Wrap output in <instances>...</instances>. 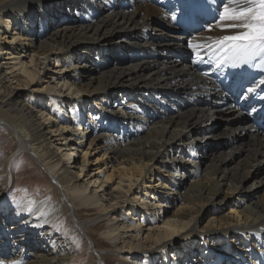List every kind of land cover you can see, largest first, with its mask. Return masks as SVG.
<instances>
[{
  "label": "bare ground",
  "instance_id": "1",
  "mask_svg": "<svg viewBox=\"0 0 264 264\" xmlns=\"http://www.w3.org/2000/svg\"><path fill=\"white\" fill-rule=\"evenodd\" d=\"M221 4L0 0V60L13 61L0 63V264H72L86 245L77 240L83 235L93 264H155L159 255L164 264L168 252L184 248L195 252L184 264H264V86L247 92L264 74L192 64L186 47L190 38L224 34L206 30ZM36 19L45 27L38 36L31 33ZM198 25L204 30L189 35ZM110 49L120 51L118 59ZM126 49L129 62L121 57ZM53 59L67 71L55 83L46 75ZM64 106L71 118L62 116ZM217 116L225 122L219 130L212 125ZM56 135L62 144L52 141ZM85 137L98 153L93 175L88 148L81 163L69 155L72 141L79 148ZM19 156L30 163L15 175ZM108 163L110 171L102 169ZM30 166L47 172L39 192H16ZM153 177L161 191L134 192L154 188L145 182ZM11 197L33 201V212H20ZM226 203L231 207L219 214ZM159 204L176 207L170 215L162 209L157 222ZM138 209L151 220L148 227L133 221ZM166 222L184 231L173 235L160 227Z\"/></svg>",
  "mask_w": 264,
  "mask_h": 264
},
{
  "label": "snow or ice",
  "instance_id": "2",
  "mask_svg": "<svg viewBox=\"0 0 264 264\" xmlns=\"http://www.w3.org/2000/svg\"><path fill=\"white\" fill-rule=\"evenodd\" d=\"M215 11L214 21L206 30L212 31L215 28L224 34L200 39L190 38L186 47L191 56V63L207 62L209 66L218 70L247 67L264 74V0H222L221 6ZM171 19L175 20L176 15L173 14ZM20 39V36H16L9 42L14 44ZM203 75L207 76L208 73L205 72ZM260 86H264V75L258 79L255 87H248L247 92L252 94ZM261 98L264 99V97ZM69 155H75V153ZM88 155V152L84 153L85 158ZM83 174L84 168H81V175ZM105 181L111 182L108 177H105ZM95 183L100 182L95 181ZM12 203L20 212L31 214L34 210V202L31 200L25 203L20 199L12 198ZM160 227L167 228L173 235L184 231V228H174L171 222H166ZM12 264L17 262L13 261Z\"/></svg>",
  "mask_w": 264,
  "mask_h": 264
},
{
  "label": "rangeland",
  "instance_id": "3",
  "mask_svg": "<svg viewBox=\"0 0 264 264\" xmlns=\"http://www.w3.org/2000/svg\"><path fill=\"white\" fill-rule=\"evenodd\" d=\"M74 4V3H73ZM72 4V5H73ZM65 8H66V4H64V6L62 5V7H61V9H63V10H65ZM75 7H70L69 9H68V11H70L71 9L73 10ZM44 26H42V28H40V26H39V22L37 21V19L35 20V22H34V24L32 25V28H31V33L32 34H34V35H36V36H38V34H40V32L41 31H43L44 30ZM204 30V28L201 26V25H198V26H194V27H190L189 28V35H193V33H199V32H201V31H203ZM3 32V31H2ZM5 36H7L5 33H2V37H5ZM8 40H10V39H8ZM7 40V41H8ZM10 51V50H9ZM109 53H108V56H110V58L112 59H118V55H119V53H120V51H115V50H112V49H110L109 51H108ZM119 52V53H118ZM130 52V53H129ZM6 56V57H5ZM130 56H132V52L129 50V49H126V51H124V52H122V58H123V61L124 62H129L130 60H131V58L132 57H130ZM11 58V55H2V57L1 58H5V59H1L0 60V63L2 64V63H9V62H13L12 60H10V59H8V58ZM189 60L191 61V57L189 58ZM60 63V64H59ZM12 64V63H11ZM61 64H63V61L61 62H56V59H53L52 61H51V64H50V68L51 69H49L48 70V74H46L47 76H49V77H53V79H51V81L52 82H57V80H58V78H59V76L60 75H63V74H67V71L65 72V73H63L64 72V68H61ZM57 66V67H56ZM50 72V73H49ZM52 72V73H51ZM53 72H55V73H53ZM61 86V84H59V82H58V85H57V87L59 88L60 86ZM33 87V86H32ZM64 89V87H62V90ZM64 94H69V91H67V90H65L64 91ZM240 98H246V96L244 95V93H239V95H238ZM36 99L37 98H35L34 97V99H33V103L34 104H38V105H42V106H45V108H46V110L47 109H51L50 111H52L53 110V108L54 107H49L48 106V102H46V101H44V99H42L41 101H36ZM41 107V106H40ZM54 110H56V108L54 109ZM71 112H72V109H70V107H68V106H64V108H63V110L61 109V114H62V116H64L65 118L66 117H72L73 115L71 114ZM221 114H223V115H225L226 113H223V112H221ZM72 121H73V118H72ZM225 122H224V119H223V117L220 119V116H217L216 117V119H215V121L213 122V126L217 129V130H219V129H221V128H223L222 127V125L224 124ZM83 126V123H81L80 124V126L78 127V129H79V131H82V127ZM67 134H69V132L67 133ZM91 134H92V132H90V131H88V133H87V137L89 138V137H91ZM57 136V135H56ZM1 137H4V135L3 134H1L0 133V138ZM59 137L57 136V137H53L52 138V141H54V143H55V145H59V144H62L63 142L62 141H59V139H58ZM238 138H233L232 140H237ZM56 140V141H55ZM76 140V139H75ZM81 141V140H80ZM83 143H82V146L81 147H79L78 148V142H79V140H76V142H73L72 141V143H73V147H74V149H72V151H74V153H75V155H74V157H75V159H76V163L78 162V163H81V161H82V156H83V153H84V151L83 152H80L81 150H84V149H86V148H88V140H87V138L85 137L83 140ZM241 141V138H240V140H238V142H240ZM1 142H2V144H3V146L5 147V151L6 152H8V151H10V149H11V146L10 145H8L9 144V141H8V139H2L1 140ZM4 142V143H3ZM97 143H99V140L98 141H96ZM6 143V144H5ZM75 147H76V150H75ZM62 148H64V147H62ZM94 145H92V147H90V148H88V153H89V155H88V162H86V170H88V171H90V173H92V175L93 174H95L96 172H97V170H96V167L97 166H100V164H97V162L95 161V158L97 157V156H95V154H98V153H95V151H94ZM16 151H17V149H15V151H14V153H16ZM95 153V154H94ZM33 159V158H32ZM33 161L35 162V163H33V166L34 167H37V165L39 164L35 159H33ZM207 162V161H206ZM29 163L30 162H28L27 161V159L25 160L24 159V157H22V156H19L18 158H17V160L15 161V175H17L18 174V172L23 168V167H25V166H28L29 165ZM74 166H73V164H72V171H77L75 168H77V166H75V168H73ZM102 168V167H101ZM106 168H108L109 169V171H110V163H108L107 165H103V168L102 169H106ZM84 172H86L85 170H84ZM47 174V172L45 171V170H43V169H40V168H31V166L29 167V169H28V172L27 173H25V174H23V175H21V177H19V179H17V183H16V185H14L13 187H12V189L13 190H15L16 189V192H18V191H24V189H26L27 187H33V189L35 190V191H38L39 192V189H40V185L39 184H41L40 183V181H41V178L44 176V175H46ZM147 175H150V174H147ZM146 175V176H147ZM177 179H179L178 177H176ZM154 177H153V179H151V181H150V179H146V183H148V185H150V186H152V187H154V188H151L150 190L149 189H147V190H145L144 191V186H141V188H139L138 189V191L137 190H135L134 192H139L138 193V195L139 196H141V192H142V195L144 194H147V193H149V192H151V193H156V191H161V189H159L158 187H157V185H155V183H156V181H154ZM143 180H145V178L143 179ZM180 180V182L181 183H184V182H188L189 181V179L186 177V176H183L182 178H180L179 179ZM117 182V181H116ZM115 182V183H116ZM144 184L145 186H147V184ZM43 185V184H42ZM23 186V187H22ZM56 190H58V188L56 189ZM179 192H180V189L178 190ZM181 192H183V189H181ZM180 192V193H181ZM174 195H175V193H174ZM173 195V196H174ZM14 198V197H13ZM17 198V197H16ZM11 200H12V197L10 198ZM151 204V203H150ZM176 204L178 205L179 204V202L178 201H176ZM159 206H161V210L163 209V210H166V211H169V215L171 214V212L174 210V208L176 207L174 204L173 205H169L167 208L165 207V205H163V204H159ZM231 207V204H229V203H226V204H224L223 206H222V209H221V211H220V213L219 214H222V213H224V212H226V211H228L229 210V208ZM149 208H150V210L152 211V212H154V210L155 209H153V208H156V206H152V205H150L149 206ZM163 210L161 211V212H154V214H156V218H154L157 222H158V219H159V217L158 216H161V214H163ZM129 211V210H128ZM135 212H133L132 213V215L134 214ZM126 214H128L127 212H125V215ZM137 215H135V217L134 218H132L133 219V221L135 220V221H137V223H141L142 225L141 226H143V228H145V224H147V226L146 227H148L149 226V223H151V220L150 219H145L144 218V213H143V211H142V209H138V212L136 213ZM207 215H211V213H207ZM130 217H132V216H130ZM142 219L144 220V221H142ZM14 222H16V221H11V222H9L10 223V225L12 224V223H14ZM9 227H11V226H9ZM96 236L97 237H102V235L100 234V233H96ZM80 239H83L84 240V242H86V245L84 246L83 245V247H82V249L80 250V253L82 254L81 256H80V258H78L76 261H74L72 264H93V262H94V258H93V256L92 255H89V253H93V249L89 246V238L87 237V236H85V235H83V236H81L79 239H77L78 241L80 240ZM178 250V249H177ZM192 250V249H191ZM189 248H184L182 251L181 250H178L179 252H180V254L179 253H177L176 252V250H171L170 252H168L167 253V255H166V258L164 259L163 257H162V259H163V261H164V264H165V262L166 261H171L170 263L171 264H184L185 263V261H188L187 259L188 258H190L191 256H192V254H194L195 252H193V251H191ZM86 253H88V254H86ZM190 253H192L191 255H190ZM159 256H160V258H159ZM158 256V259H156L155 260V264H158L159 263V261L161 260V255H159ZM173 257H175L174 259H173ZM193 259H196V260H198L197 259V257H193ZM174 260V262H172ZM198 262H201L200 260H198ZM107 264H116L115 263V261L113 262L112 261V263L110 262H106ZM169 264V263H168ZM232 264H239L238 262H236V261H233V263Z\"/></svg>",
  "mask_w": 264,
  "mask_h": 264
}]
</instances>
